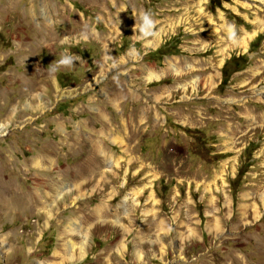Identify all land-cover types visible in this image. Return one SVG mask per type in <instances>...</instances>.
<instances>
[{
  "label": "rangeland",
  "instance_id": "rangeland-1",
  "mask_svg": "<svg viewBox=\"0 0 264 264\" xmlns=\"http://www.w3.org/2000/svg\"><path fill=\"white\" fill-rule=\"evenodd\" d=\"M53 263L264 264V0H0V264Z\"/></svg>",
  "mask_w": 264,
  "mask_h": 264
},
{
  "label": "bare ground",
  "instance_id": "bare-ground-1",
  "mask_svg": "<svg viewBox=\"0 0 264 264\" xmlns=\"http://www.w3.org/2000/svg\"><path fill=\"white\" fill-rule=\"evenodd\" d=\"M50 155V154H49ZM50 160V159H49ZM40 162L39 160H38V158L37 159H35L34 160V162ZM44 161V160H43ZM41 163H43V162H41ZM39 164V163H38ZM37 164V165H38ZM51 165H52V163H51ZM52 178V177H51ZM51 181V180H50ZM54 183H56L57 181H55V180H52ZM59 181V180H58ZM53 182H52V184H53ZM52 184L51 185H48V190L47 191H45V192H42L41 190H39V191H37V189H36V191L37 192H34V193H41L40 194V196L38 195L37 197H38V199H39V202L36 204V202L34 203L35 205H32V206H34L35 208H38V209H36V211L37 210H39V211H42V212H44L45 211V213L46 212H48V216H51L52 214V210H53V208H48V206H51V205H53L52 203H53V201L51 202V199L55 196V194H60V193H53V187H52ZM38 185V184H37ZM56 185V184H55ZM39 186H40V184H39ZM59 186V185H58ZM57 186V187H58ZM57 187L55 188V189H57ZM38 188V187H37ZM59 188V187H58ZM51 191H52V193H51ZM70 198H71V196H70ZM53 200V199H52ZM38 201V200H37ZM52 207H54V205L52 206ZM94 209H95V207H94ZM47 210V211H46ZM77 211V210H76ZM80 211V210H79ZM95 212V213H94ZM92 214V217L95 215L96 216V213H97V215L100 217V216H102V213H104V212H107V206L105 205V204H103V203H101L99 206H97L96 207V209H95V211H94ZM85 214H86V212H85ZM53 217V216H52ZM83 221H84V223H90L91 222V215H83ZM64 221V220H63ZM62 222V221H61ZM68 225H66V227L67 228H65V229H62V231H61V235H60V237H61V241H62V243H61V245H62V247H61V249H58V250H56V252H55V256H57V257H59V258H61L62 260V262L64 261V260H66L67 258H69V256L71 257V256H73V253L72 252H75V253H77V252H79V250H80V252H79V254H83V252H81V251H83V249L82 248H79V245H77V242H75L73 239H75V238H73V239H69L68 237L72 234V233H75V221L73 220V218H68ZM71 233V234H70ZM75 235V234H74ZM77 235V234H76ZM70 247V249H72L73 251L72 252H70V254L68 255V254H66L67 253V248H69ZM66 249V250H65ZM106 260H108V261H110V256H109V258L108 257H106ZM53 264H56V263H53Z\"/></svg>",
  "mask_w": 264,
  "mask_h": 264
},
{
  "label": "clouds",
  "instance_id": "clouds-1",
  "mask_svg": "<svg viewBox=\"0 0 264 264\" xmlns=\"http://www.w3.org/2000/svg\"><path fill=\"white\" fill-rule=\"evenodd\" d=\"M145 24L151 23L150 15L149 14H144L143 16ZM68 61H62V63H67Z\"/></svg>",
  "mask_w": 264,
  "mask_h": 264
}]
</instances>
